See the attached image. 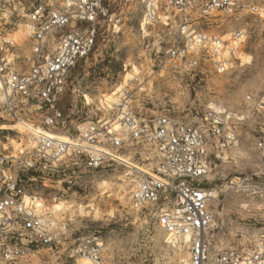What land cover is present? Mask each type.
Wrapping results in <instances>:
<instances>
[{"label":"built area","instance_id":"2783aa9c","mask_svg":"<svg viewBox=\"0 0 264 264\" xmlns=\"http://www.w3.org/2000/svg\"><path fill=\"white\" fill-rule=\"evenodd\" d=\"M50 1L28 11L27 45L16 41L13 27L0 28L1 106L12 121L28 125L34 142L30 151L10 159L12 171H2L0 264L24 261L53 242L50 220L37 206L42 198L26 193L18 172L29 173V180L62 174L87 183L107 171L124 183L132 209L149 214L184 244L186 264H264V233L244 247L212 239L213 188L207 180L214 159L238 143L234 114L216 105L181 119L145 116L135 111L127 86L111 108L100 107L102 115L86 99L72 105L80 115L66 113L61 102L70 70L94 50L104 25L114 31L122 17L107 0ZM130 1L140 7V30L158 29L151 68L175 79L229 71L240 60L242 19L264 12V0ZM253 105L263 108L255 100ZM257 149L264 158V140ZM7 160L0 157V167ZM75 242V254L103 264L100 236L81 234Z\"/></svg>","mask_w":264,"mask_h":264},{"label":"rangeland","instance_id":"374dc122","mask_svg":"<svg viewBox=\"0 0 264 264\" xmlns=\"http://www.w3.org/2000/svg\"><path fill=\"white\" fill-rule=\"evenodd\" d=\"M40 2L48 0H0V28L16 31L24 26L28 11ZM107 2L122 22L114 31L104 25L94 50L70 70L61 106L72 116L80 115L72 105L84 99L90 108L108 109L101 96L113 92L123 74L136 68L137 80L127 88L138 113L181 119L195 111L201 115L216 105L226 108L234 114L238 143L214 159L208 175L207 182L216 194L210 200L212 239L226 247L250 246L264 233V158L257 149V142L264 140V12L242 19L245 34L238 55H245L248 61L237 60L223 74L207 70L203 79L192 75L175 79L151 68L158 29L140 30V7L130 0ZM21 49L25 53L27 47ZM28 66L24 61L23 67ZM253 100L263 108L253 105ZM101 111L97 114L105 113ZM23 126L26 128L23 120L12 121L4 113L0 102V157H8L0 167V194L2 171L13 170L10 159L31 150L19 130ZM18 174L25 179L26 193L42 198L47 206L66 200L73 207L63 214L46 212L52 244L39 246L35 254L16 264H78L74 249L81 234L101 237L103 264H186L184 244L167 243V233L153 217L129 206L125 185L113 172L94 173L87 183H75L62 174L51 180H29V173Z\"/></svg>","mask_w":264,"mask_h":264},{"label":"bare ground","instance_id":"6f19581e","mask_svg":"<svg viewBox=\"0 0 264 264\" xmlns=\"http://www.w3.org/2000/svg\"><path fill=\"white\" fill-rule=\"evenodd\" d=\"M14 35H15V37L17 39L16 41L24 44L25 27L23 25H20L19 28L16 31H14ZM238 58L241 60V62L248 61V57H246L243 54L238 55ZM138 72H139V70L136 69V68H133V72L132 71L130 72V70L125 72L123 74V76H122L121 82L115 87V90L113 92H110L108 94H103L101 96L102 97V103L106 104V107L108 109L111 108L112 103H115V102H117L119 100L118 93L122 90V88L125 87V86H130V82L131 81L137 80L136 79V75H137ZM0 87H1V83H0ZM2 99H3V91L0 89V100H2ZM25 127L26 128H24V126H23V128L22 127L19 128V130L26 136L25 140H23V141H25V143L24 142L23 143L26 144V146H28V147H30L32 149V147L34 146V142H33L32 137L29 134V132H30L29 130L30 129H29L27 124H26ZM19 148H20V146H19ZM21 150H23V149H21ZM21 152H23V151H21ZM105 185H107L109 187L110 184L109 183H105ZM123 189L126 190V188L124 186H123ZM215 197H216V194L214 192H212V198H215ZM26 201H29V197H26ZM42 201L43 200L37 198V206L42 211H44L45 213L46 212H52L54 214H63L65 212H67V211H70L71 208L73 207V205L70 204V202H68L66 200H61V201L54 202L52 207L47 206ZM79 210L82 211L80 208H79ZM161 230H163V229L161 228ZM167 236L169 238V239H167V243L171 244L172 246L179 245L178 240H173L172 237H170V235H168V234H167ZM77 261H78V264H89L88 259L86 257H84V256H81V255L77 256Z\"/></svg>","mask_w":264,"mask_h":264}]
</instances>
